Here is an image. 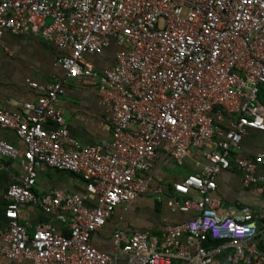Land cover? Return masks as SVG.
<instances>
[{
    "label": "built area",
    "instance_id": "obj_1",
    "mask_svg": "<svg viewBox=\"0 0 264 264\" xmlns=\"http://www.w3.org/2000/svg\"><path fill=\"white\" fill-rule=\"evenodd\" d=\"M6 31L63 51L57 59L63 76L46 84L28 79L39 95L23 103V112L0 107V129H12L25 145L21 152L0 141V170L3 157L20 158L22 169L4 194L0 256L32 264H214L229 247L231 264L264 262V220L244 204L222 212L212 196L216 175L231 165L230 150L249 129L264 131V0H0V39ZM111 45L113 63L97 79L111 138L82 144L54 102L68 80L93 75L89 56ZM226 114L222 128L217 121ZM192 147L207 162L173 184L167 205L195 214L165 224L161 242L118 227L113 253L99 250L92 237L116 207L150 191L146 173L157 151L182 165ZM233 162L245 184L255 182L264 152ZM45 168L80 175L94 200L62 189L37 194ZM155 193L161 199V189ZM24 205L59 215L67 233L50 222L29 232L19 221ZM208 240L217 244L208 247Z\"/></svg>",
    "mask_w": 264,
    "mask_h": 264
},
{
    "label": "crops",
    "instance_id": "obj_2",
    "mask_svg": "<svg viewBox=\"0 0 264 264\" xmlns=\"http://www.w3.org/2000/svg\"><path fill=\"white\" fill-rule=\"evenodd\" d=\"M115 46L111 45L102 53L89 56L94 64V74L87 77L70 79L65 83L64 91L59 93L54 106L64 117V125L70 134L82 144L106 143L111 138L110 125L106 121L107 107L100 103L97 89V79L101 71L113 63ZM63 51L54 44L35 35H15L4 32L0 39V107L10 112H23V103L35 102L39 92L27 84L34 80L41 84L52 82L63 76V70L57 63ZM259 101L264 107V92L260 91ZM217 123L224 128L225 120ZM54 126V125H52ZM0 141L15 145L21 152L24 143L12 129H0ZM206 149V147H203ZM264 152V131L249 129L242 137L239 148L230 150L231 165L228 169L216 175V189L213 198L219 201V210L228 211L237 205H249L259 216V222L264 220V165H258L254 170L255 182L245 184L242 171L233 162L234 158H252L257 153ZM207 160L198 148L192 147L182 165L176 164L162 151H157L151 169L146 173L150 177V191L140 195L129 205H119L106 224L92 237L93 244L101 251L113 253L111 236L118 227L129 230L147 231L158 242L162 240V229L165 224H175L191 218L195 211H171L167 205V197L175 195L173 184L183 179L187 174L200 173ZM22 172L20 158H2L0 170V230L7 227L4 194L7 186L18 179ZM41 195L50 189H62L68 192H78L86 201L94 198L85 191V184L80 175L51 168L40 170L33 187ZM156 189H161V199H158ZM19 221L25 223L29 232L44 222L52 223L58 231L67 233L66 225L59 215H48L39 207L24 205L19 212ZM216 241L208 240L206 246L216 245ZM232 248H224L215 257L214 264H231ZM0 260L13 264H32L30 261H9L0 256ZM250 264H264L253 260Z\"/></svg>",
    "mask_w": 264,
    "mask_h": 264
},
{
    "label": "trees",
    "instance_id": "obj_3",
    "mask_svg": "<svg viewBox=\"0 0 264 264\" xmlns=\"http://www.w3.org/2000/svg\"><path fill=\"white\" fill-rule=\"evenodd\" d=\"M260 94V93H259Z\"/></svg>",
    "mask_w": 264,
    "mask_h": 264
}]
</instances>
